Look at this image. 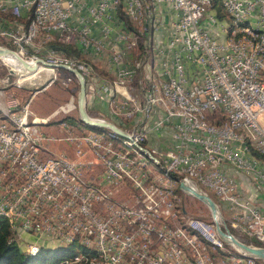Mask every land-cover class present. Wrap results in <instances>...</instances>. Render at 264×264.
I'll return each instance as SVG.
<instances>
[{
	"label": "built area",
	"instance_id": "1",
	"mask_svg": "<svg viewBox=\"0 0 264 264\" xmlns=\"http://www.w3.org/2000/svg\"><path fill=\"white\" fill-rule=\"evenodd\" d=\"M144 2L148 13L149 6H156L159 39L168 29L170 33L159 42L163 80H144L142 93L132 92L133 68L125 61L128 47L141 50L149 34V21L146 26L131 24L139 30V41L130 40L126 22L136 17L135 0H0L7 15L38 11V21L31 22L37 30L14 23L0 26V33L25 61L75 68L89 80L88 88L94 76L78 69L65 53L50 51L47 35H65L88 54L106 57L127 81V89L100 80L94 86L106 96L110 113L130 123L124 131L140 146L153 138L152 154L162 150L160 141L169 139L161 161L166 168L178 177L191 172L190 184L207 194L218 186V193L211 194L222 195L220 208L229 227L264 247V211L250 189L264 194V165L245 156L242 135L227 129L228 121L247 126L253 144L264 152V50L258 40L256 48L238 41L239 33L248 32L237 28L239 19H247L264 29V0H227V7L212 0ZM43 26H51V33H43ZM227 27H235L232 42L223 39ZM18 36H27L28 45L18 44ZM11 73L28 80L13 67ZM17 87L22 89L20 83ZM0 107L20 122V132L0 124V211L17 217L19 238L34 239L27 251L83 242L109 251L104 264H264L254 258L235 263L180 234L164 207L171 184L120 146L76 132L69 121L50 130L49 119H32L29 104L10 99L2 87ZM186 109H193L194 117H186ZM71 111L70 104L54 116ZM203 111L218 114L215 129H207ZM63 146L72 153L56 152L55 147ZM194 174L205 175L207 184L195 183ZM189 223L226 244L214 224L193 217ZM186 253L194 254V262L186 261Z\"/></svg>",
	"mask_w": 264,
	"mask_h": 264
},
{
	"label": "bare ground",
	"instance_id": "2",
	"mask_svg": "<svg viewBox=\"0 0 264 264\" xmlns=\"http://www.w3.org/2000/svg\"><path fill=\"white\" fill-rule=\"evenodd\" d=\"M185 1H197V0H185ZM217 2V0H212ZM218 6L227 7V0H219ZM135 8L137 10L136 17H129V23L135 24L136 26H146L147 21H149V34L147 36V57L151 56L153 62L155 60L160 64V52L159 47L155 43V34L159 32L158 29V15L156 14V6H149V13L144 0H135ZM32 21H38V11L26 10L25 14L9 13L7 15V10L0 6V26H8L9 24H22L23 26H30V30H37V23H31ZM237 28L246 30L248 33H239L238 41H244L247 48H256L257 40L258 46H263L264 50V29L260 26L252 24L250 20L239 19L237 21ZM43 33H51V26H43ZM235 34V27H227L223 32V39L225 42H232L233 36ZM2 38V34L0 33ZM130 40L139 41V30H130ZM47 42L50 46L56 44H61L62 46L78 45V41L68 40L65 35H47ZM18 44L28 45L27 36H18ZM61 45L59 48H62ZM81 50L89 57H96L87 53L81 46ZM136 47H128L125 53V61L130 62V66L133 68L134 83L132 84V92L142 93L144 90V80L140 78V72L142 70L143 64L141 61L135 60L133 53ZM4 63L13 67L27 75H34L36 73L42 72L39 69L43 66H36L33 71H29L22 67L19 62L13 58H6L3 60ZM76 67L80 70H88L90 76L95 77V71L87 63L75 60ZM155 63V62H154ZM34 64V63H31ZM33 66V65H32ZM99 78V77H97ZM156 80H163V70L161 73L155 77ZM106 83L115 84L117 89H127V81L123 78L121 73H116L112 78L105 80ZM186 117H194L193 109H186ZM203 120L207 124V129H215V124L218 122V114H214L210 111H203ZM0 124H4L6 128L12 129L13 132H20V122L13 116V112H8L6 109L0 107ZM71 124V123H70ZM73 125V124H71ZM75 126V125H73ZM49 127L50 124H49ZM227 129L235 135H242L241 142V152L248 156L249 158H254L259 164L264 165V160L258 159L254 155V151L264 157V152L259 148V145L253 144L252 134H248V127L245 125H240L237 121H228ZM76 132L87 133L92 136H96L104 141H108L110 145L120 146L125 152H127L131 157H134L138 162L144 164L151 172L161 177L164 182L171 184L169 190L168 199L164 200V207H168L170 212V222L172 226H179V233L185 235L188 239L194 242L200 249H208L210 252H215L225 254L226 244L216 241L214 238H209L204 230L197 228L195 225L189 223V217L187 213H184L183 203L178 194L179 186L185 180L189 183L192 182L191 172H183V174L178 177L169 171L166 166L161 162L164 161V151L154 150V154L147 151L143 146H140L131 137L125 139L117 135L116 133L107 130L104 132H88L85 130H79L76 127ZM194 181L198 184H207V177L202 174H194ZM195 187V186H193ZM197 188V187H195ZM181 193H183L181 191ZM211 193H218V186H211ZM221 206L224 207V200L222 195H215ZM220 206V205H219ZM0 217L9 221L12 231L19 235V223L16 216H11L10 213H5L0 211ZM74 245H79L84 248L83 251H79L74 256L63 260L59 264H76L79 258L83 261L80 264H104L103 259L109 258V251L98 250V245L85 244L83 242H75ZM70 248L69 244H52L46 246H36L31 250L27 251V254L31 256H36L41 248ZM225 257L230 259L235 263H251L253 258L244 257L241 254L229 253ZM186 261L194 262V254L186 253Z\"/></svg>",
	"mask_w": 264,
	"mask_h": 264
},
{
	"label": "rangeland",
	"instance_id": "3",
	"mask_svg": "<svg viewBox=\"0 0 264 264\" xmlns=\"http://www.w3.org/2000/svg\"><path fill=\"white\" fill-rule=\"evenodd\" d=\"M219 7L222 6L220 5ZM218 11H220L219 13L221 15L225 14V11L221 8H219ZM126 24L130 29H132V26L129 22H126ZM161 35H162L161 32H157L155 34V38H156L155 43L157 47H159V42L157 43V41L159 40L157 39L160 38ZM168 35L169 34L167 33L166 36ZM146 43H148L147 38L143 39L140 46L141 50L135 49L133 53V57L135 60L140 61V57H142L143 55L145 56L146 50L148 48ZM10 46L11 45L6 40H2V38L0 37V47L9 48ZM91 58H95V59H92L89 63L84 58H69V59H75L83 63H88V65L91 68H93L95 71L96 75L94 79L96 80L99 79L100 81L108 79L109 77L102 73L104 71L103 66L107 58L106 59L102 57L101 58L91 57ZM152 59L153 58L151 56L150 57L148 56V61ZM45 68L41 67L39 69V71L42 70V72L36 73L34 75H27L28 80L23 81L25 78H22L19 74L11 73V67L6 63H4L2 60H0V87L4 88L5 93H7L10 99L18 100L23 106L29 104V113L32 119L35 118L49 119L50 120L49 124L52 127V129H59L60 122L66 121L67 118L76 117L79 119L77 104H78V95H79L80 87L77 79L73 77L68 71L66 70L61 71L59 69L51 71L48 70L51 68H47V69ZM98 73L100 76H97ZM69 78H71L72 81L69 84H67L66 81ZM17 83H20L22 85V89L17 87ZM70 104L72 110L71 112H69L68 114L62 113L58 116H54L57 113V111H59L62 107H65ZM92 117L98 118L94 116V114H92ZM98 119H105L111 121L112 123L116 124L118 127H120L119 123H124V124L128 123V125H130V123L127 122L126 120H122L120 118L114 117L111 114H108L106 118L99 117ZM120 120H122V122ZM120 128L123 129L122 127ZM87 130L88 132H94V130L92 129H86L85 131ZM160 142H161L160 144H162L161 148L163 151H165L168 148V146L171 144L169 142V139ZM150 143L151 142H146L145 144H143V147L148 151L153 150V148L155 147V146L153 147V145ZM56 148H58L59 151H62L63 147H56ZM208 194L213 198V200L218 205H220L218 203L219 200L215 195L211 193ZM127 196L128 194L125 193L122 196V198H127ZM180 198L182 200L183 208L185 209L187 216L193 217L195 219L204 220L214 224L211 213L204 204H202L201 202L197 201L196 199L192 198L191 196L185 193L180 194ZM221 217H222L221 222L227 225V227L230 229V231L233 233L234 236H236L240 241L244 243L251 242V239L242 236L241 234L235 232L229 227L227 218L225 217V214L222 210H221ZM17 238L19 239L22 251L27 253L28 243L33 242L34 239L29 236H22L23 239L19 238L18 236ZM226 249L227 252H225V254L221 253L220 255L226 256L227 254L232 252L239 254V252L236 249H234L229 245L228 247H226Z\"/></svg>",
	"mask_w": 264,
	"mask_h": 264
},
{
	"label": "water",
	"instance_id": "4",
	"mask_svg": "<svg viewBox=\"0 0 264 264\" xmlns=\"http://www.w3.org/2000/svg\"><path fill=\"white\" fill-rule=\"evenodd\" d=\"M56 51L64 52L62 48H57ZM6 58L15 59L17 62L21 64L22 67L26 68L29 71H33L37 66V64H43L48 67H54L68 71L69 73L75 76L80 87V91L78 95V104H77L80 121L89 129L100 130V131L110 130L122 138L125 139L130 138L127 132L122 130L120 127H118L116 124L112 123L111 121L94 118L89 114L87 108V100H88L87 80L79 70L75 68H71L66 65L52 66L42 59L38 60L34 64H31L25 61L14 50L0 47V60L3 61ZM179 188L180 191L186 193L187 195L201 202L209 209L214 221V225L216 227V231L222 241H224L227 245L236 249L239 252V254H241L244 257L254 258L264 261V247L244 243L240 241L236 236H234L233 233L230 231V229L227 227V225L221 222L222 217H221L220 207L209 194L205 193L204 191L198 188L193 187L186 180L180 184ZM184 213H186V211H184Z\"/></svg>",
	"mask_w": 264,
	"mask_h": 264
},
{
	"label": "trees",
	"instance_id": "5",
	"mask_svg": "<svg viewBox=\"0 0 264 264\" xmlns=\"http://www.w3.org/2000/svg\"><path fill=\"white\" fill-rule=\"evenodd\" d=\"M218 1L219 0H217L216 4H218ZM60 45L61 44L50 46L49 50L56 51V49L59 48ZM61 47H62V50H64L63 53H65V55L69 58H84L88 63L91 61L90 57L86 55L78 45H69V46L61 45ZM9 48L12 49V46H10ZM59 70L65 71L63 69H59ZM102 73L112 78L106 72L103 71ZM72 76L75 77L74 75ZM97 76H100L99 73L97 74ZM88 84H89V80H87V87H88ZM66 121H70L69 123L75 125L77 129L79 130L89 129L80 121V119L76 117L67 118ZM77 124L86 129H80ZM119 126L122 127L123 129H128L130 127V125L122 124V123H119ZM94 131L104 132L107 130H101V131L94 130ZM254 155L258 159L264 160V157L255 151H254ZM178 194H182L179 189H178ZM220 207H223V206H221L220 204ZM247 244H253V245L260 246V244L254 240H251V242ZM83 250L84 248H82V246H79V245H74L73 247H70V248L43 247L41 248L40 252L36 256H31L22 251L19 239L17 238L16 234L12 231V227L9 221L0 217V264H59L63 260L70 258L74 256L76 253H78L79 251L81 252Z\"/></svg>",
	"mask_w": 264,
	"mask_h": 264
},
{
	"label": "crops",
	"instance_id": "6",
	"mask_svg": "<svg viewBox=\"0 0 264 264\" xmlns=\"http://www.w3.org/2000/svg\"><path fill=\"white\" fill-rule=\"evenodd\" d=\"M167 33H170V29H168L166 31V35ZM162 36V35H161ZM160 36V38H161ZM156 40V38H155ZM160 42L161 39H157ZM164 40H167V36L164 37L163 40H161V42H163ZM143 57V58H142ZM140 57V61L143 64L142 70L140 72V78L143 80H149L152 77H155L157 75H159L162 71L161 65L158 64V61L155 60L153 62V60L148 61V57L146 58L144 55ZM150 57V56H149ZM106 59V57H103ZM90 59H95V58H91ZM104 71L109 74L111 77L115 75V68L114 66L111 64H108V61H105V64L103 66ZM145 76V77H144ZM110 78V77H109ZM99 80V79H98ZM98 80H94L92 83V85L89 86L88 88V100H87V108H88V112L89 114L92 116V114H94V116L96 117H100V118H106V116H108V114L110 113L109 107H108V102H107V98L105 95H99L97 93V86L95 87L94 85L98 84ZM99 85V84H98ZM112 115V114H111ZM78 125V124H77ZM78 127L80 129H86L83 128L81 126L78 125ZM50 130L52 129V127L49 128ZM55 130V129H54ZM153 140L150 139V142ZM151 144L153 145V143L151 142ZM56 152L58 153H72L71 150L69 148H67L66 146H63L62 151H59L58 148L55 147ZM228 172L236 177L238 180L242 179V176L237 173L236 171H234L232 168H228ZM242 181V180H241ZM252 187V186H250ZM253 189V193H254V201L255 204L257 206H259L263 211H264V194L260 191L255 190L253 187L250 188ZM256 193V194H255Z\"/></svg>",
	"mask_w": 264,
	"mask_h": 264
}]
</instances>
